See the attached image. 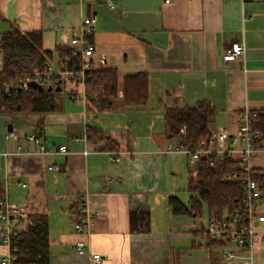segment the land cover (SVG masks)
Here are the masks:
<instances>
[{"label": "crops", "instance_id": "obj_1", "mask_svg": "<svg viewBox=\"0 0 264 264\" xmlns=\"http://www.w3.org/2000/svg\"><path fill=\"white\" fill-rule=\"evenodd\" d=\"M113 1L108 8L102 1L0 0V33L12 27L41 31L44 49L51 51L71 45L83 17L97 15L96 53L121 79L112 111L74 103L70 97L78 86L69 82L55 112L0 114V192L28 216L48 217L50 264H89L88 254L76 252L83 236L74 230L86 195L100 213L91 223L88 252L105 256V264H219L226 248L244 256L235 244L210 243L206 212H174L161 176L172 175L182 157L157 152L167 140L168 109L207 101L216 113L213 129L224 126L231 133L241 112H264V0ZM236 41L245 43V57L225 66L224 52ZM139 73L148 75L149 101L124 105L123 78ZM87 126L103 132V139L90 142ZM32 132L53 149L66 145L68 153L37 154L26 140ZM109 142L125 152L119 163L107 161ZM184 162L190 165L187 157ZM251 164L264 173V153ZM52 165L60 169L49 170ZM107 175L121 183L105 189L101 180ZM257 211L264 213V183ZM6 253L0 244V259ZM253 262L264 264V233L254 239Z\"/></svg>", "mask_w": 264, "mask_h": 264}, {"label": "trees", "instance_id": "obj_2", "mask_svg": "<svg viewBox=\"0 0 264 264\" xmlns=\"http://www.w3.org/2000/svg\"><path fill=\"white\" fill-rule=\"evenodd\" d=\"M43 42L44 35L41 31L24 32L12 27L11 30L0 33V114L45 113L59 109L56 98L61 92L49 91L48 88H31L11 97L5 93L7 85L18 84L27 74L43 71L50 65L64 70L79 66L80 58L73 55L74 49L71 45H58L51 51L44 49ZM120 80L118 70L112 66L104 65L87 71V109L95 112L114 110L119 96ZM122 91L124 105H146L150 98L148 75L139 73L125 76ZM215 114L207 101H201L193 108L168 109L165 113L166 138L180 140L184 137L186 146L196 149L201 140L212 138ZM258 120L257 129L264 135V112H258ZM86 134L92 143L103 139V132L91 126H87ZM117 147L119 146L114 142H109L105 150L113 151ZM237 164L235 160L225 159L214 170L208 160L202 158L198 167L189 165L191 170L187 191L197 197H191L190 205L187 206L179 198L171 196L168 199L169 205L176 213H196L197 216H202L206 212L210 217L222 213L228 206H235L243 198L242 186L226 182L224 177ZM256 178L264 183V173L258 171ZM13 246L17 257L14 264H50L48 217L43 214L30 215Z\"/></svg>", "mask_w": 264, "mask_h": 264}, {"label": "built area", "instance_id": "obj_3", "mask_svg": "<svg viewBox=\"0 0 264 264\" xmlns=\"http://www.w3.org/2000/svg\"><path fill=\"white\" fill-rule=\"evenodd\" d=\"M86 3L102 1L108 8H113V0H82ZM169 3L170 0H165ZM98 24L97 15L84 16L79 27V32L71 40L74 49L73 55L80 58L79 66L73 69H59L55 65L48 66L43 71L27 74L20 83L7 85L5 93L8 97L20 92H27L33 88L30 84L34 82L41 89H54L58 85L62 88L71 82L78 89L71 94L74 103L87 105L88 92L86 89V72L97 69L106 64L103 56H98L96 47L90 38L96 31ZM246 46L243 41L231 43L223 55L224 65L235 59L244 58ZM96 99V97H94ZM259 125L258 112L245 110L238 114V127L235 132H230L224 126L217 127L213 131L210 140L203 139L196 149L186 146L185 138L180 140L167 139L163 149L158 154H179L188 158L189 164L195 166L202 158H206L210 166L216 170L218 164L225 159L237 161V167L226 173L224 180L230 183H238L242 186L243 198L233 207H226L222 213L213 214L207 225V236L209 241L224 243V245L235 244L242 248L246 254L239 256L229 249L222 251L219 264H254L253 242L254 239L264 233V213H259L258 203L263 196V183L256 178L258 171L252 167V159L257 153H264V135L257 129ZM185 129H183L184 132ZM26 140L37 147V154H67L68 147L62 145L53 149L46 144L37 132L26 136ZM125 154V152H123ZM117 150L107 151V161L119 163L123 154ZM60 167L52 165L49 170L57 171ZM105 189L119 185L121 178L107 175L101 180ZM26 186V184H22ZM89 196L84 197L74 224L76 233L82 235L75 242L76 252L79 255H89V264H105L106 257L100 253L88 252L90 244L92 220L100 215L89 205ZM26 208L20 203L11 202L7 194L0 196V244L7 248V253L0 259V264H14L16 261V249L14 242L20 235L26 220L28 219Z\"/></svg>", "mask_w": 264, "mask_h": 264}, {"label": "rangeland", "instance_id": "obj_4", "mask_svg": "<svg viewBox=\"0 0 264 264\" xmlns=\"http://www.w3.org/2000/svg\"><path fill=\"white\" fill-rule=\"evenodd\" d=\"M1 65V62H0ZM66 89V88H65ZM180 156V166L175 167V172L172 175L163 172L161 176V185L164 189H167L171 192L174 197L182 199L184 202L190 203L191 197H197L194 193H189L187 191L188 176L191 167L188 166L185 162V155H174ZM188 159V158H187ZM206 211V210H205Z\"/></svg>", "mask_w": 264, "mask_h": 264}, {"label": "water", "instance_id": "obj_5", "mask_svg": "<svg viewBox=\"0 0 264 264\" xmlns=\"http://www.w3.org/2000/svg\"><path fill=\"white\" fill-rule=\"evenodd\" d=\"M30 85H31L33 88L41 89V87L38 86L37 84H35L34 82H32ZM48 89H49V91H52V90H54V91H56V92H61V91H62V87H61L60 85H58L57 87H55V89H53L51 86H50ZM8 130H9V132L12 131V126H11V125H9ZM195 165H196V167H198L199 162L197 161Z\"/></svg>", "mask_w": 264, "mask_h": 264}]
</instances>
